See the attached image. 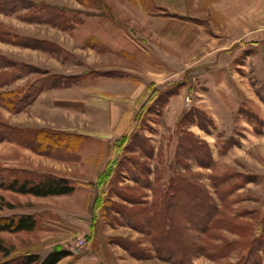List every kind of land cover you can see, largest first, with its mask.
Listing matches in <instances>:
<instances>
[{
	"label": "rangeland",
	"instance_id": "obj_1",
	"mask_svg": "<svg viewBox=\"0 0 264 264\" xmlns=\"http://www.w3.org/2000/svg\"><path fill=\"white\" fill-rule=\"evenodd\" d=\"M42 1L67 9H57L54 21L22 18V14H30L23 8L0 12V28L8 31V37L17 33L26 39V44L0 40V52L16 64L35 66L14 80L1 78L7 83L1 84L0 90L20 87L47 71L66 77L92 74L44 88L20 111L11 112L0 105V118L23 127L84 133L87 141L70 156L75 162L68 163L63 156L69 152L61 148L45 156L0 139V162L71 171L83 185L72 196L60 197L0 188V195L15 204L0 208L1 214L43 213L31 230L0 231L1 242L10 247L9 254L0 251V261L24 251L44 256L60 245L70 250L62 261L78 264L113 258L119 263L123 256L137 259L127 264H172L157 257L153 262L141 261L144 258L125 250L122 243L144 248L150 243L147 235L127 225L117 212L104 214L101 206L93 217L96 174L109 159L113 172L104 183L103 198L130 206L114 192H129L127 185H132L138 187L134 191L138 197L151 199L150 188L136 185L125 169L133 168L129 160L136 159L150 167L149 178L161 191L174 172L185 177L178 189V208L192 211L191 194L184 192L191 184L202 188L218 207L221 214L209 240L219 246L220 255L215 259L194 255L193 264H264V59L243 52L238 58H218V66L230 61L234 70L227 82L240 91L233 117H210L203 107L193 104L203 98L206 83L222 82L217 74L204 78V73L212 71V58L203 54L218 44H209L206 38L215 30L211 17L221 0ZM5 69L10 67L0 68ZM166 79H186L191 90L185 91L169 116L163 107L168 97L165 93L174 86L162 87ZM150 94L151 100L142 109ZM179 105L183 117H177ZM125 131L127 139L114 157V147ZM133 132L143 136V141L139 136L132 138ZM175 214V219L181 215L177 209ZM179 223L183 225L181 219ZM186 226L192 234L188 223ZM176 240L181 242L178 237Z\"/></svg>",
	"mask_w": 264,
	"mask_h": 264
},
{
	"label": "trees",
	"instance_id": "obj_2",
	"mask_svg": "<svg viewBox=\"0 0 264 264\" xmlns=\"http://www.w3.org/2000/svg\"><path fill=\"white\" fill-rule=\"evenodd\" d=\"M27 9L30 14H22V18H37L39 21H54V15L58 10L67 9L58 6L50 5L42 0H0V12L11 13L18 9ZM58 9V10H57ZM62 12V11H61ZM62 16V13H61ZM65 19V17H64ZM0 28V40L10 41L18 44H26V39L19 36L17 33L11 34L8 37L7 30ZM38 43V42H37ZM36 43V44H37ZM0 52V68L10 67L8 71L0 70V85L7 83L1 80L5 76H10L12 80L35 70V66L28 62L16 64L14 59H9ZM5 60V62L3 61ZM91 75L92 72H86L76 76H64L62 74L46 72L45 75L37 77L31 81H27L20 87H13L0 90V105L7 108L11 112H17L24 109L30 104L44 88L67 84L68 79H75L82 76ZM62 79V80H61ZM65 79L66 81H63ZM11 80V81H12ZM185 80L180 79L175 81L174 87L166 91V95L177 91L179 85ZM152 94V93H151ZM148 99L143 103L147 107ZM200 110V109H199ZM185 113L181 116L183 117ZM208 118V117H207ZM124 119V118H123ZM210 120V118H208ZM126 131L122 136V141H119L114 147L113 156L120 152V148L127 139ZM139 136V133L132 134ZM140 137V136H139ZM0 139L14 141L17 144L29 147L31 150L41 154H52L55 149H63L65 151L77 150L87 139V135L80 132L69 131L62 128L48 127H23L12 124L3 118H0ZM139 139H142L141 136ZM195 145H191V148ZM152 155V152H151ZM133 168L125 167L130 173L129 177L135 184L150 188L152 191L151 199H144L143 195L138 197L134 192L135 188L132 185H127L129 192L120 190L114 192L122 200L131 204L130 206L118 203L111 197L103 198L105 193V181L109 179L113 172L112 159H109L104 168L96 175V187L98 193L93 202V217L102 206L104 214H109L110 211H115L121 215L123 221L135 228L139 232L147 235L150 247H141L132 245V242L122 243L121 246L131 255L137 258H148L155 256L171 262L172 264H193L191 257L198 254H204L207 257L215 259L220 255L219 246L211 244L209 237L215 228V222L218 223L219 214H221L215 202L207 196L203 189L199 186L191 184V188L184 189V192L191 194V212L186 209L178 208L179 202V187L181 181L185 179L178 172H174L168 178L166 189L161 191L149 178L151 171L149 166L138 162L136 159L129 160ZM155 175L156 172L153 171ZM156 180V179H155ZM77 180L72 177L58 174L52 171H43L36 168H27L20 166L5 165L0 162V188L18 192L27 193L35 196H46L54 194L70 193L77 187ZM187 188V186H185ZM3 206L13 208L15 204L2 195H0V208ZM194 207V208H193ZM197 210H196V208ZM176 209L180 212V216L175 219ZM43 213L32 212H10L7 214L0 213V231L6 230L9 232H17L21 230H31L38 224V218ZM178 219V220H177ZM183 223L181 225L179 222ZM186 223L192 229L188 231ZM178 224V225H177ZM183 226V227H182ZM177 237L179 241L177 242ZM10 247H7L1 242L0 251L3 254H9ZM148 250L149 252L145 251ZM153 251L151 253V251ZM70 254V250L60 245L54 246L44 256L36 252L24 251L12 255L0 264H55L62 257ZM66 264H72L67 262Z\"/></svg>",
	"mask_w": 264,
	"mask_h": 264
},
{
	"label": "crops",
	"instance_id": "obj_3",
	"mask_svg": "<svg viewBox=\"0 0 264 264\" xmlns=\"http://www.w3.org/2000/svg\"><path fill=\"white\" fill-rule=\"evenodd\" d=\"M211 19L215 25V30L214 32L209 33L206 40L209 41V44L211 42H213L214 44L216 43L218 44H216L217 46H209V48H214V49L206 50L203 52L204 57L212 58L209 64L210 67L209 70L212 71L210 72L208 71L207 73H204L205 74L204 78H206V76H210V75L215 76L217 74L218 75L217 79L222 82L220 83L218 82L217 84L206 83L203 93V98H197V100L195 101L197 103L194 102L193 104H195L196 106H201V108L203 107L202 109H204L205 112L208 115H210V117H233L232 109L234 105L238 103L240 91L237 86L235 85L232 86L227 82L228 79L227 76H231L232 71L234 70L231 67V65H229L230 61H228V63L227 62L224 64L222 63L221 66H218V63H220L218 62V58L221 59L238 58L240 53L243 52L247 57L249 56L262 57L264 59V0H221L220 2H216L214 8V17L212 16ZM202 22H204V19L201 20V23ZM262 73L264 74V62L262 67ZM229 79L233 81V78H229ZM235 79H237V77ZM167 80L168 79H166L163 82L162 87H166L170 84L175 86L174 83L175 81H177L176 79L169 81ZM187 82L188 81L185 79V81L178 86L176 92L168 95L166 99V103L163 106L164 111L167 113V116H169L172 113V111H176L175 104L177 102L179 103L182 101L183 94L185 93V91H188V93L191 92V90L189 91V88L186 85ZM142 105L143 104H141V107ZM183 112H184L183 107L179 105L177 117H181L183 115ZM174 115L175 114H173L172 117H174ZM86 141L87 140H85L83 144ZM83 144L77 150L67 151L69 153L65 154L66 156L62 155L63 161H66L68 163L74 161L72 159L73 157L70 156L73 153H77L78 150L81 149ZM49 155L45 154V156H49ZM10 166H19V165H10ZM20 167H26V166H20ZM27 168H33V167H27ZM36 169L39 168L37 167ZM102 169L99 168L100 171ZM39 170L52 171L58 174L72 177L75 180H77L78 184L77 187L74 189V191L70 193L54 194L57 197L65 196V195L72 196L77 190H79L78 188L79 185H83L82 183L83 181L82 182L78 181L79 177L75 176L74 175L75 173L71 171L70 172L61 171L55 169L54 167L53 169L48 168V169H39ZM14 193H18V192H14ZM20 194H27V193H20ZM46 196H50V195H46ZM64 257L58 260L55 264H60V262L61 264H66L69 259L62 261L64 260ZM155 258L156 257L152 256L140 260L145 262L148 261L153 262V260L155 261ZM130 259L137 260L136 258L133 257L126 258L125 256H123L122 258L118 259L119 263H117L113 258L111 260L104 259L103 263L97 260V261H89V263H83V264H127L128 262H130ZM72 264H78V263L72 262Z\"/></svg>",
	"mask_w": 264,
	"mask_h": 264
},
{
	"label": "built area",
	"instance_id": "obj_4",
	"mask_svg": "<svg viewBox=\"0 0 264 264\" xmlns=\"http://www.w3.org/2000/svg\"><path fill=\"white\" fill-rule=\"evenodd\" d=\"M185 100H186V101H189V100H190V98H189L188 95L185 97ZM80 241H81V240H80Z\"/></svg>",
	"mask_w": 264,
	"mask_h": 264
}]
</instances>
